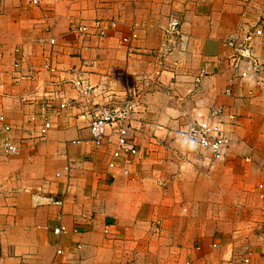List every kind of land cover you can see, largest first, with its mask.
<instances>
[{"label": "crops", "instance_id": "0c3cea01", "mask_svg": "<svg viewBox=\"0 0 264 264\" xmlns=\"http://www.w3.org/2000/svg\"><path fill=\"white\" fill-rule=\"evenodd\" d=\"M261 17L264 0H0V264H264V85L226 44ZM127 98L139 152L116 158L89 125ZM215 107L216 161L179 134Z\"/></svg>", "mask_w": 264, "mask_h": 264}, {"label": "built area", "instance_id": "2783aa9c", "mask_svg": "<svg viewBox=\"0 0 264 264\" xmlns=\"http://www.w3.org/2000/svg\"><path fill=\"white\" fill-rule=\"evenodd\" d=\"M28 2L32 6H41L43 4V0H28ZM78 30L87 32L88 26L81 25ZM100 33H103V30H100ZM164 34L166 35L163 43L164 49L167 51L175 49L182 35L179 21L172 20L165 25ZM255 37H264V17L260 19L259 24L254 29L249 30L243 36H239L236 31L227 36L226 44L232 49L227 60L228 65L237 70L240 77L253 78L256 85H264V60L257 57L254 53L253 40ZM75 84L83 93L89 94L91 89L83 85L82 79H76ZM225 93L231 94L232 88L227 86ZM65 103H62L61 106H64ZM134 106V100L127 98L121 104L99 107L89 125L92 142L96 145H101L106 139L109 128H113L117 143L113 156L118 158L129 154H137L139 150L131 136V120ZM223 111L222 107L212 108L208 117H203L202 114H199L196 120L186 122L179 129V134L182 137L196 141L202 147L208 149L211 153V159L214 161L224 157L225 150L229 145V138H227L225 130L215 120ZM3 146L9 152L16 150L14 144L8 141L4 142ZM51 201L55 204L62 203L60 199ZM54 232L56 234L65 233L67 232V227L65 224L60 223L54 228ZM58 252H61V250L58 249ZM244 261L249 262V258H245Z\"/></svg>", "mask_w": 264, "mask_h": 264}, {"label": "rangeland", "instance_id": "374dc122", "mask_svg": "<svg viewBox=\"0 0 264 264\" xmlns=\"http://www.w3.org/2000/svg\"><path fill=\"white\" fill-rule=\"evenodd\" d=\"M262 18V17H261ZM238 28V27H237ZM233 29H235V27L234 28H230L228 31L230 32V31H232ZM233 32V31H232ZM231 32V33H232ZM91 91V90H90ZM89 131H90V129H89ZM150 236H152V235H150ZM120 238H121V236H119ZM122 239V238H121ZM242 261H243V259H242ZM244 262V261H243ZM147 264H150V263H147Z\"/></svg>", "mask_w": 264, "mask_h": 264}]
</instances>
